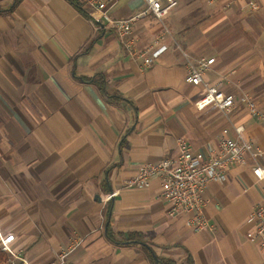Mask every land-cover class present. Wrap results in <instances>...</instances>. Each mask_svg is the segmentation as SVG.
Returning <instances> with one entry per match:
<instances>
[{
    "label": "crops",
    "instance_id": "obj_1",
    "mask_svg": "<svg viewBox=\"0 0 264 264\" xmlns=\"http://www.w3.org/2000/svg\"><path fill=\"white\" fill-rule=\"evenodd\" d=\"M226 1L178 0L162 22L134 21L137 47L158 34L168 45L146 68L69 0H0V234H13L12 254L0 250V264H22L21 257L156 264L147 247L127 242L130 233L161 264H264V251L246 236L254 227L248 214L264 194L252 159L208 183V227L200 231L186 224V212L169 214L156 197L157 175L145 188L124 184L140 164L176 157L179 138L209 159L221 130L234 138L241 126L264 152V116L247 107L252 101L264 113V0L252 11ZM142 7L143 0L107 3L115 18ZM182 51L214 58L203 78L235 95L230 113L194 106L202 87L187 81Z\"/></svg>",
    "mask_w": 264,
    "mask_h": 264
},
{
    "label": "built area",
    "instance_id": "obj_2",
    "mask_svg": "<svg viewBox=\"0 0 264 264\" xmlns=\"http://www.w3.org/2000/svg\"><path fill=\"white\" fill-rule=\"evenodd\" d=\"M88 10L89 19L97 29L112 30L123 45L126 52L135 58L143 59V66L148 68L153 61L165 50L168 45L162 41V35L158 34L147 48H139L135 44V36L132 24L140 17L152 16L159 21L177 6L178 0H143V7L137 13L127 18L112 17L107 10L109 0H80ZM214 1V0H210ZM243 1L252 11L258 8L256 0H228L230 2ZM187 69V81L202 87V96L194 102L198 109L208 106L218 108L230 113L235 101L233 93H224L218 88V83H211L203 78L205 72L210 69L214 58H192L182 51ZM247 107L251 115L261 118L264 113L259 110L252 101H247ZM242 127H235L236 136L230 137L227 128L221 130V136L211 158L204 159L194 152L182 138L178 139L179 153L176 157H164L155 162L140 164L135 174L125 180V186L131 188H145L149 185L150 178L157 175L160 178V190L157 198L166 201L169 214L186 212L188 217L186 224L194 231H200L208 227V220L204 215V193L211 180L222 182L225 173L231 164H246L247 159H252L251 171L256 181L264 182V163H258L257 158L263 155V151L255 147L250 139L242 134ZM117 191L105 195V200L110 199ZM253 224V229L246 233L247 238L257 241L264 251V194L261 200L252 208L246 219ZM13 234H0V250L12 254L10 243ZM81 242L78 239L77 244ZM73 249V246L71 247ZM65 254L60 255L63 263ZM22 264H29L24 257L20 258Z\"/></svg>",
    "mask_w": 264,
    "mask_h": 264
},
{
    "label": "trees",
    "instance_id": "obj_3",
    "mask_svg": "<svg viewBox=\"0 0 264 264\" xmlns=\"http://www.w3.org/2000/svg\"><path fill=\"white\" fill-rule=\"evenodd\" d=\"M18 1L19 0H14L13 3H17ZM69 2L71 4H73V6H75L77 9H79L85 16L89 17V13L85 10L86 8L84 7L83 3L80 0H69ZM2 11H4V10H2ZM106 236L108 237L109 240L115 241L114 237L111 235V233L108 232V230L106 232ZM125 239L127 240V242H134V241H143V242H145L144 241L145 239L140 234H137V233H130V234L127 235V238H125ZM144 249L146 250L147 255L149 256V259L151 260V262L154 263L155 259H154L153 253L150 250V248H148V249L144 248ZM158 261L161 264L160 259H158ZM165 264H168V263H165Z\"/></svg>",
    "mask_w": 264,
    "mask_h": 264
},
{
    "label": "water",
    "instance_id": "obj_4",
    "mask_svg": "<svg viewBox=\"0 0 264 264\" xmlns=\"http://www.w3.org/2000/svg\"><path fill=\"white\" fill-rule=\"evenodd\" d=\"M135 242H137L138 244L143 245V246L149 248V246L145 242H143V241H135ZM153 256H154V259H155V263L156 264H160L159 261H158V259H157V257L154 254H153Z\"/></svg>",
    "mask_w": 264,
    "mask_h": 264
}]
</instances>
